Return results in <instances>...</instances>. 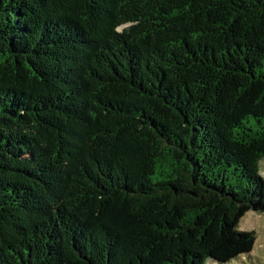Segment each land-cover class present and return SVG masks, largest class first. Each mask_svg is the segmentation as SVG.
Returning <instances> with one entry per match:
<instances>
[{
  "label": "trees",
  "instance_id": "trees-1",
  "mask_svg": "<svg viewBox=\"0 0 264 264\" xmlns=\"http://www.w3.org/2000/svg\"><path fill=\"white\" fill-rule=\"evenodd\" d=\"M263 159L264 0H0V264L229 263Z\"/></svg>",
  "mask_w": 264,
  "mask_h": 264
},
{
  "label": "rangeland",
  "instance_id": "rangeland-1",
  "mask_svg": "<svg viewBox=\"0 0 264 264\" xmlns=\"http://www.w3.org/2000/svg\"><path fill=\"white\" fill-rule=\"evenodd\" d=\"M259 172L264 179V159L259 164ZM240 231H254L256 240L252 251L225 264H264V215L248 212L240 220ZM217 264L207 260L205 264Z\"/></svg>",
  "mask_w": 264,
  "mask_h": 264
},
{
  "label": "water",
  "instance_id": "water-1",
  "mask_svg": "<svg viewBox=\"0 0 264 264\" xmlns=\"http://www.w3.org/2000/svg\"><path fill=\"white\" fill-rule=\"evenodd\" d=\"M250 212H252V211H250ZM252 213L256 214L255 212H252Z\"/></svg>",
  "mask_w": 264,
  "mask_h": 264
},
{
  "label": "crops",
  "instance_id": "crops-1",
  "mask_svg": "<svg viewBox=\"0 0 264 264\" xmlns=\"http://www.w3.org/2000/svg\"><path fill=\"white\" fill-rule=\"evenodd\" d=\"M238 229H239V227H238Z\"/></svg>",
  "mask_w": 264,
  "mask_h": 264
}]
</instances>
